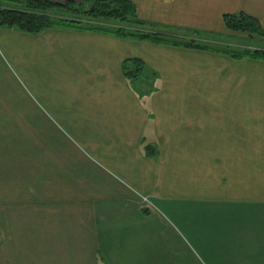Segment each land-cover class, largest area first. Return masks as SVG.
<instances>
[{"label": "crops", "instance_id": "1", "mask_svg": "<svg viewBox=\"0 0 264 264\" xmlns=\"http://www.w3.org/2000/svg\"><path fill=\"white\" fill-rule=\"evenodd\" d=\"M129 1L168 36H229L239 12L264 28V0ZM0 264H264V61L0 27Z\"/></svg>", "mask_w": 264, "mask_h": 264}, {"label": "trees", "instance_id": "2", "mask_svg": "<svg viewBox=\"0 0 264 264\" xmlns=\"http://www.w3.org/2000/svg\"><path fill=\"white\" fill-rule=\"evenodd\" d=\"M0 4H2L0 5V27L16 28L29 34H36L52 27L94 30L110 33L117 37L148 41L153 44L222 53L234 60L246 58L264 61V48H219L195 42V39L192 38L185 40L182 39L183 37L148 31L147 23L137 18L135 7L129 0H81L79 3L67 1L64 4H56L47 0H0ZM82 16L91 22L99 19H113L128 26L136 24L139 28L122 26L113 30L103 29L94 25L89 26L86 21L81 20ZM222 19L228 31L247 33L259 38L264 43V28L255 17L245 12H239L224 14ZM122 69L125 78L133 84L140 96L150 92L144 85L142 86V84H146V81L139 80L143 69V62L140 59L124 60ZM153 150L154 147L144 146V151L148 156L153 154Z\"/></svg>", "mask_w": 264, "mask_h": 264}, {"label": "rangeland", "instance_id": "3", "mask_svg": "<svg viewBox=\"0 0 264 264\" xmlns=\"http://www.w3.org/2000/svg\"><path fill=\"white\" fill-rule=\"evenodd\" d=\"M2 5V4H0ZM81 17V16H80ZM84 16H82L81 20L86 21V24H88L89 26H97L99 28H103V29H109V30H113L115 28H119V27H137L139 28V26H137L136 24L128 26L127 24H123L117 20H96V21H90V20H86L85 18H83ZM85 24V23H84ZM152 30V28H148V31ZM188 34L190 35L191 38H196L195 42H200L202 44H206L209 46H214V47H219V48H230V49H244V48H264V43H262L259 38L255 37V36H250L247 33H234V32H229V36H221L219 38H216L214 36H209V37H201L199 35V31H191L188 32ZM186 35V34H185ZM185 40H189L188 38H182ZM7 67L10 71L14 72L16 70H18L16 63H14L11 59H7L6 61ZM141 79V82L146 81V84H142V86L144 85V87L147 88L148 91H152L155 89V80L153 81L150 76H149V72H144L142 74V76L139 78V80ZM147 81H149L150 83H147ZM153 81V83H152ZM139 82V81H138ZM141 86V87H142ZM150 88V89H149ZM147 144L150 143H145L144 146H146ZM151 146L155 147V144L151 143ZM123 158H115L113 159V163H108V165L104 164L105 166L109 167V169L113 172L114 169L113 167H119V168H124L125 167V163H120L122 162ZM129 161V160H128ZM116 162V163H115ZM113 169V170H112ZM117 174V173H116ZM131 182V181H129Z\"/></svg>", "mask_w": 264, "mask_h": 264}]
</instances>
